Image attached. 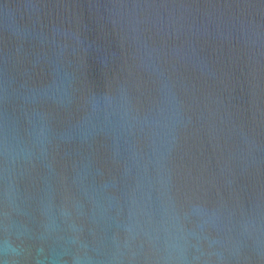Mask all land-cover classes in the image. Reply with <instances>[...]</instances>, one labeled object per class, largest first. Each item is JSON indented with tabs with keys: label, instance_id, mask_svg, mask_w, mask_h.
I'll return each instance as SVG.
<instances>
[{
	"label": "water",
	"instance_id": "1",
	"mask_svg": "<svg viewBox=\"0 0 264 264\" xmlns=\"http://www.w3.org/2000/svg\"><path fill=\"white\" fill-rule=\"evenodd\" d=\"M0 264H264V0H0Z\"/></svg>",
	"mask_w": 264,
	"mask_h": 264
}]
</instances>
